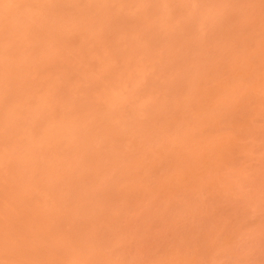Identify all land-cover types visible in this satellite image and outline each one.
Wrapping results in <instances>:
<instances>
[{"label":"rangeland","instance_id":"1","mask_svg":"<svg viewBox=\"0 0 264 264\" xmlns=\"http://www.w3.org/2000/svg\"><path fill=\"white\" fill-rule=\"evenodd\" d=\"M0 264H264V0H0Z\"/></svg>","mask_w":264,"mask_h":264}]
</instances>
